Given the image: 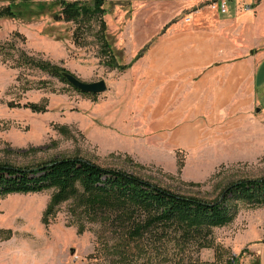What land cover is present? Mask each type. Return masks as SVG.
Returning a JSON list of instances; mask_svg holds the SVG:
<instances>
[{
  "label": "rangeland",
  "instance_id": "1",
  "mask_svg": "<svg viewBox=\"0 0 264 264\" xmlns=\"http://www.w3.org/2000/svg\"><path fill=\"white\" fill-rule=\"evenodd\" d=\"M223 1L107 0V13L75 22L56 19V0H0L19 15L0 18V163L81 157L206 200L233 182L264 179V2L234 28L219 22ZM243 1L245 11L258 0ZM36 62L107 89L76 90ZM55 192L0 194V264H127L101 248L103 230L73 199L54 204ZM214 240L218 255L203 249L177 264L260 260L264 202L239 201Z\"/></svg>",
  "mask_w": 264,
  "mask_h": 264
},
{
  "label": "trees",
  "instance_id": "2",
  "mask_svg": "<svg viewBox=\"0 0 264 264\" xmlns=\"http://www.w3.org/2000/svg\"><path fill=\"white\" fill-rule=\"evenodd\" d=\"M28 1L31 0H23ZM56 1L60 6L55 16L58 20L78 22L107 13V0H94L93 7L79 1ZM14 16L19 15L11 8L0 9V18ZM100 18L104 53L111 67L117 68L116 55L105 34L106 21ZM80 33L79 29L75 32L79 42ZM38 66L69 82L63 76L64 70L43 62ZM50 188L56 190L54 204L73 199L87 221L100 225L101 248L127 264L192 263L194 257L198 260L200 252L208 248H214L218 255L215 229L234 220L239 201L264 202V179L233 182L217 199L206 200L174 191L122 168L104 167L81 157L57 158L37 167L0 163V194Z\"/></svg>",
  "mask_w": 264,
  "mask_h": 264
},
{
  "label": "crops",
  "instance_id": "3",
  "mask_svg": "<svg viewBox=\"0 0 264 264\" xmlns=\"http://www.w3.org/2000/svg\"><path fill=\"white\" fill-rule=\"evenodd\" d=\"M230 1L231 0H227V10L225 12H222L221 10H217L216 12H217V15H218L219 22L223 23L222 25H232L235 28L239 24V21L245 16V14L247 13V10L244 11L243 8H242L243 3H244L243 0H232L231 3H230ZM263 2H264V0H262L258 5L256 4V6L254 4H252L253 7H254L253 8L254 11L251 10L253 12H250V11H248V12L254 13L257 16L258 12L263 7V5H262ZM225 33L226 32L223 31V34L221 33L220 38L226 39V40H230V39L227 38V36H224ZM230 33H229V37L232 40L233 39L235 40V38H233L234 35L232 34L233 35L232 36V35H230ZM249 58H247L244 61H242V63H246L247 60L253 61V60H251V58L250 59ZM261 68L264 70V62H263V64H261ZM262 74H263V72H262ZM259 255H260V263L264 264V248L260 250V254Z\"/></svg>",
  "mask_w": 264,
  "mask_h": 264
},
{
  "label": "water",
  "instance_id": "4",
  "mask_svg": "<svg viewBox=\"0 0 264 264\" xmlns=\"http://www.w3.org/2000/svg\"><path fill=\"white\" fill-rule=\"evenodd\" d=\"M63 76L66 77V79L75 88L85 93L97 94L107 89V85L104 81H100L96 83H84L67 72H63ZM254 264H261L260 260H256Z\"/></svg>",
  "mask_w": 264,
  "mask_h": 264
},
{
  "label": "built area",
  "instance_id": "5",
  "mask_svg": "<svg viewBox=\"0 0 264 264\" xmlns=\"http://www.w3.org/2000/svg\"><path fill=\"white\" fill-rule=\"evenodd\" d=\"M220 10L222 11V12H225L226 10H227V0H224L223 2H221V4H220ZM245 7V10H247V11H251V10H253V5L250 3V4H247L246 6H244Z\"/></svg>",
  "mask_w": 264,
  "mask_h": 264
}]
</instances>
